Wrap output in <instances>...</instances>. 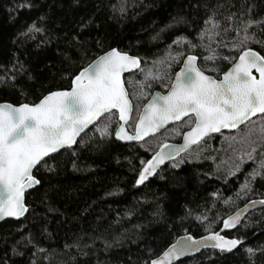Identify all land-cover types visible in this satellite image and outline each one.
<instances>
[{"label": "trees", "instance_id": "obj_1", "mask_svg": "<svg viewBox=\"0 0 264 264\" xmlns=\"http://www.w3.org/2000/svg\"><path fill=\"white\" fill-rule=\"evenodd\" d=\"M21 4H31L32 7L13 11ZM250 4L255 5L253 18L264 16V0H80L79 6H74L73 0H0V102L32 104L39 102L49 91L70 88L69 76L77 72L81 64L68 66L61 63L57 52L58 44L63 47L62 40L52 39L48 44L42 41L65 32L71 34L82 16L94 18L91 36L102 38L105 50L117 47L141 57L143 62L159 58L177 35H185L193 39V43H198L194 38L212 11L217 12L216 19L221 21L223 28L228 24L223 17L232 12H246ZM120 7L125 9L123 14ZM178 15L185 17L188 23L167 28L172 17ZM41 17L45 19L42 21ZM34 22L46 31L32 33L33 38L21 36ZM222 28L217 39L228 44L236 34L229 32L225 35ZM157 33L159 37L152 39ZM257 35L264 39V35ZM249 46L264 55L258 45ZM212 47L216 48V44ZM180 51L187 52L188 49L183 46ZM191 53L199 57L209 54L204 48L193 49ZM217 53L227 56L235 52L220 47ZM97 54L93 49L83 66ZM21 63L23 68H20ZM181 64L175 63L174 72ZM203 66L217 67L218 72L211 74L221 76L231 65L217 59L215 63H203ZM137 73L127 74L125 80ZM162 87V83L154 82L147 90H164ZM112 120H118V113ZM115 126L113 124V128ZM88 135L92 136V131L89 130ZM211 138L217 145L219 135ZM211 138L204 141L210 143ZM95 139L99 140L98 134ZM152 150L146 151L140 143L120 142L113 136L98 148L80 151L78 157L72 155L73 151H79L76 147L53 155L59 164L55 174L43 167L34 171V175L42 179V184L27 193L29 212L26 216L0 223V264H29L34 251L30 245L16 247V251L23 255L12 251L22 235L31 233L40 247L60 253L74 234L87 231L95 235L104 229H107L104 235L109 241L122 233L125 235L107 250L103 241L98 240L92 254L78 258L81 264H145L162 254L182 235L199 237L210 232L241 238L244 243L238 250L222 257L213 249H205L179 264H264V251H261L264 249V209L253 212L237 229H223V219L238 207L249 199L264 197V180L256 179L255 192L249 198L237 199L236 193L244 181V174L222 176L216 171L215 162L204 156L202 160L187 162L179 169L164 167L159 175L135 187L138 172L134 169L141 167V160L151 158ZM73 160H76L79 171L73 170ZM48 162L53 163L52 160ZM108 192L114 194L106 195ZM213 193L218 195L213 196ZM162 194L165 199H159ZM229 197L235 201L231 205L224 203ZM158 204L162 217L153 216ZM126 212L131 215L126 216ZM205 216L207 220L198 219ZM97 217L103 218L98 230ZM117 217L119 223L108 228ZM45 228L47 232H44ZM248 248L254 250V255L248 254ZM59 259L67 260L68 257L58 255L56 260ZM39 264L48 262L40 258Z\"/></svg>", "mask_w": 264, "mask_h": 264}, {"label": "snow or ice", "instance_id": "obj_2", "mask_svg": "<svg viewBox=\"0 0 264 264\" xmlns=\"http://www.w3.org/2000/svg\"><path fill=\"white\" fill-rule=\"evenodd\" d=\"M79 4L80 0H73L74 6ZM23 7L30 8L32 5L21 4L13 11ZM254 7L255 5L250 4L246 12H232L223 17L228 22L227 27L223 28L221 21L216 19L217 12L212 11L204 20V27L194 38L199 41L198 43H193V39L185 35H177L169 45L170 51L166 59L154 60L151 65L146 59L142 62L141 57L131 55L117 47H109L105 50L103 39L99 36H91L95 23L92 16H82L71 34L65 32L63 35L43 40V44L50 43L52 39L57 42L62 40L63 47L60 48L58 44L57 52L61 57V63L68 66L80 63L81 67L69 76L70 89L49 91L39 102L32 104L22 103L13 106L10 103H0V220L6 217L19 219L29 212L25 204V192L42 184V179L34 175V171L38 172L43 167L49 173L57 172L59 164L53 154L76 147L79 151H73L72 155L78 157L80 151L98 148L105 140L110 141L113 136L118 141L139 142L143 147L145 137L155 135L164 130L170 122L177 121L190 126V130L186 132L173 129L174 135H182L183 143L178 145L162 143L151 158L146 161L141 160V167L138 170L134 169L138 172L135 187L144 185L150 177L159 175L162 171L161 166L181 168L188 162V157H181V153L188 152L193 146H199L203 138L210 134L219 133L222 129H238L246 122L255 124L256 121L252 118L259 117L262 125L259 129L261 133L258 137L259 142L249 139L250 151L245 152L240 157V163L228 173L235 175L240 171L245 157L253 161L256 166L245 175L241 190L244 192L243 198L249 193H254L253 185L257 177L264 180V151H260V159L256 160L257 151L264 147V55L249 46L255 44L264 50V39L257 35V33L264 35V16L253 18ZM113 8L115 10V6ZM119 11L123 14L125 9L120 7ZM40 19L43 21L45 18ZM181 23L186 24L188 21L183 16H174L172 23L166 27L172 28ZM221 28L225 35L229 32L236 34L228 44L217 39L221 35ZM253 28L256 31H250ZM45 31L46 29L37 26L34 22L20 35L33 38L32 33ZM158 37L159 33L152 39ZM214 43L216 48L212 47ZM173 46L177 48L186 46L188 51H177L172 55ZM220 47H227L230 53H238V56L235 54L221 56L217 53V48ZM196 48H204L209 54L203 57L190 54ZM93 49L99 54L83 66ZM217 59L231 65L222 73L220 79L207 74L218 72L217 67L202 68L198 64V60L207 64L215 63ZM169 61L182 63L179 71L175 72L174 79H170L167 73L162 75L160 71L159 65H165L169 70L172 68V63ZM20 68H23L22 63ZM133 70H137L143 76V80L136 82L141 90V97L147 95L145 89H150L155 81H160L167 89V93L157 92L151 96L139 112L134 132L130 134L126 131L125 124L130 120L134 105L122 76ZM165 80L168 82L163 83ZM117 113L118 120L113 121L112 117ZM184 118L187 120L185 121ZM113 124L116 125L114 128ZM86 129H90L93 135L89 136ZM97 134L98 141L95 139ZM246 136L250 138L251 129ZM177 157L181 158L177 159ZM49 160L53 163H49ZM166 161H170V165H166ZM72 168L74 171L80 170L76 160L72 161ZM160 178L164 179L163 176ZM113 194L106 193V195ZM236 196L237 199L242 198L240 191H237ZM165 198L162 194L159 199ZM231 200L232 198L229 197L224 203L228 204ZM257 205L264 206V199H249L243 208L238 207L232 215L223 219V229H237L239 225L244 224L242 219L244 214ZM125 215L130 216L131 213L126 212ZM153 216H163L159 204ZM198 219L204 221L208 218L205 216ZM102 222L103 218L97 217L96 230L101 228ZM118 223L119 217L109 223L108 228ZM106 231L107 229H104V232ZM44 232H47V228ZM104 232L93 235L92 232L82 231L80 234H74L71 242H65L60 253L55 249L49 252L48 249L40 247L36 238L29 233L27 236L22 235L20 240L15 242L12 251L17 255H23L16 251V247L30 245L34 251L29 264H39L40 258L48 264H81L78 258H86L92 254L98 240L103 241L107 250L114 243L120 242L125 235L122 233L115 240L109 241L105 238ZM243 243L241 238H227L220 232H210L208 236L199 240L185 236L169 245L159 257L150 259L145 264H173L181 257L194 255L201 248L209 247L222 257L233 253V250H238V246H242ZM246 251L249 255H254L252 248ZM58 255L67 256L68 259L56 260Z\"/></svg>", "mask_w": 264, "mask_h": 264}, {"label": "rangeland", "instance_id": "obj_3", "mask_svg": "<svg viewBox=\"0 0 264 264\" xmlns=\"http://www.w3.org/2000/svg\"><path fill=\"white\" fill-rule=\"evenodd\" d=\"M181 47L177 48L176 46H173V48L171 49V53L172 55H175V53L177 51H180ZM169 49L162 54L159 58L157 59H152L148 61V64L151 65L152 61L154 60H164L166 59L168 53H169ZM233 54H237L238 53H233ZM171 62V61H169ZM172 63V68L169 70L165 65H159L160 67V71L161 74L163 75L164 73L168 74V77L170 79H174V66L175 63ZM201 67L203 68V63H200ZM182 65V64H181ZM181 67V66H180ZM179 67V68H180ZM211 74V73H209ZM212 75V74H211ZM217 78H220L221 76H216ZM137 78L143 80V76L138 72L137 75L132 76L131 79L126 78V86L128 88L129 94L131 99L134 102V114H133V118L132 120L128 123V128L131 132H134V127H135V123L138 120V114L139 112L142 110L144 104L148 101V99L151 97L152 93L154 92H150L149 90L145 89V91L147 92V95L144 96H140V88L137 86L136 82ZM139 80V81H141ZM157 83H161L160 81H155ZM168 80H165L164 83H167ZM154 83V82H153ZM162 88H165L164 86ZM161 90V89H159ZM167 89L165 88L162 91H166ZM185 121L187 120L184 119ZM256 123H248L246 127H244L243 129H239L235 132H224L219 135L218 138V144L215 145L214 144V139L211 138L210 139V143L209 142H205L203 141L202 143L199 144V146H195L192 149H190L188 152H186L185 154H183L181 157L187 156L188 157V162H195V161H200L204 158V156H208L211 160H213L215 162V166H216V171L218 172V174H221L222 176L225 177H233V176H237L241 173L244 174V176L249 173L256 165L253 161L251 160H247V158H244V163L241 164L240 166V171L236 172L235 175H228V173L230 171H233L235 169V166L240 163V157L245 153L250 151V145H249V139L252 140H257L258 141V137L260 136V131L259 129L262 127L261 123H260V118L255 120ZM173 129H178L181 132H185L186 130L190 129V126L186 123L183 122H179L169 128H167L166 130H164L163 132L147 139L145 142H143V148L145 149H153L152 152L154 153L155 151L158 150L159 146L162 143H167L170 141H177L179 139L182 138L181 136H176L173 134ZM251 129V136L250 138L248 136H246V133L248 132V130ZM213 144V145H212ZM211 146L213 147V149L211 148ZM260 151H264V147H262L261 149H259L256 153V160L259 161L260 159ZM181 157L177 158L180 159ZM258 178V177H257ZM245 179V177H244ZM244 182V181H243ZM242 182V184H243ZM240 191V196L243 198L244 197V192L241 190V185L239 187ZM251 196V193L248 194V196L246 198H249ZM233 202H235L234 200H231V202H229L227 205H231L233 204Z\"/></svg>", "mask_w": 264, "mask_h": 264}, {"label": "water", "instance_id": "obj_4", "mask_svg": "<svg viewBox=\"0 0 264 264\" xmlns=\"http://www.w3.org/2000/svg\"><path fill=\"white\" fill-rule=\"evenodd\" d=\"M254 49V48H253ZM254 50H256V49H254ZM256 51H258V50H256ZM191 54H193V53H191ZM131 55H133V54H131ZM193 55H196V54H193ZM137 56V55H136ZM198 56V55H197ZM199 57V56H198ZM198 64H199V66H200V60H198ZM181 67H182V65H181ZM180 69V68H179ZM179 69H178V71H179ZM135 71H137V70H133V71H131V72H126V73H124L123 74V76H122V78L124 79V81H125V76L127 75V74H129V73H132V72H135ZM227 71V70H226ZM207 74H209V73H207ZM211 75V74H210ZM257 75V78H258V74H256ZM217 78V77H216ZM220 78H222V75H221V77ZM220 78H217V79H220ZM125 87H126V90L128 91V88H127V86H126V82H125ZM70 89V88H69ZM64 90H67V89H64ZM129 92V91H128ZM157 92H159V93H161V94H166L167 93V90L166 91H162V90H155L153 93H152V95L153 94H155V93H157ZM151 95V96H152ZM151 99V97L148 99V101ZM130 100H131V102H132V104L134 105V102H133V100L131 99V97H130ZM147 101V102H148ZM146 102V103H147ZM0 103H9V102H0ZM145 103V104H146ZM10 104H12L13 106H19V105H16V104H13V103H10ZM134 107H135V105H134ZM143 109V108H142ZM142 111V110H141ZM133 114H134V111L130 114V120H129V122L132 120V118H133ZM255 118H257V117H253L252 118V120H254ZM184 119H186V118H184ZM128 122V123H129ZM179 122H182V121H177V122H170L169 123V125H167L166 126V128L164 129V130H166L167 128H169V127H171V126H173V125H175V124H177V123H179ZM121 123H123V122H121ZM128 123L127 124H125V129H126V131H128L130 134H132L133 132H131L130 130H129V128H128ZM249 122H246L245 124H242V125H240L239 126V128L238 129H240L241 127H243L244 125H246V124H248ZM91 127L92 126H90V129H91ZM90 129H86L85 131L86 132H88ZM238 129H222L221 130V132H219V133H212V134H210L208 137H205V138H203V140L202 141H204V140H206L207 138H209V137H211V136H214V135H218V134H221V133H224V132H234V131H236V130H238ZM164 130H161L160 132H158V133H156L155 135H157V134H159V133H161V132H163ZM188 130H190V129H188ZM188 130H186V131H188ZM185 131V132H186ZM81 135H83V134H81ZM155 135H150L149 137H145V140H144V142L147 140V139H149V138H151V137H153V136H155ZM120 142H123V143H139V142H136V141H120ZM167 143H169V144H174V145H178V144H182L183 143V138H181V140L180 141H170V142H167ZM193 147H195V146H193ZM192 147V148H193ZM191 148V149H192ZM158 150H159V148H158ZM157 150V151H158ZM62 151V150H61ZM60 151V152H61ZM186 153V152H185ZM185 153H181V156L183 155V154H185ZM53 155H55V154H53ZM177 158H179V157H177ZM170 161H166L165 162V164L166 165H170ZM165 166H161V169H163ZM38 187V186H37ZM31 190H33V189H28V190H26V192H25V204L27 205V203H26V195H27V193L29 192V191H31ZM260 199H264V197H259V198H253V200H260ZM248 202V200L245 202V203H247ZM244 203V204H245ZM243 204V205H244ZM243 205L241 206V207H239V208H243ZM28 206V205H27ZM29 208V207H28ZM261 209H264V206H260V205H257L256 207H254V208H251L250 210H249V212H247V213H245L244 214V216L242 217V219H243V221H245L253 212H256V211H258V210H261ZM235 212V211H234ZM233 212V213H234ZM232 213V214H233ZM27 214V213H26ZM26 214H25V216H26ZM232 214H230V215H232ZM229 215V216H230ZM24 216V217H25ZM24 217H21V218H19V219H23ZM228 217V216H227ZM226 217V218H227ZM9 218H11V217H6V218H4L3 220H0V223L1 222H3L4 220H6V219H9ZM225 218V219H226ZM13 219H16V218H13ZM241 225H239L238 227H240ZM237 227V228H238ZM227 230H234V229H227ZM210 233H208V234H205V235H202V236H199V237H195L194 235H192V234H185V235H182V236H180L178 239H180V238H182V237H185V236H191V237H193L194 239H197V240H199V239H201V238H203V237H206V236H208ZM221 235H224L225 237H227V238H237V237H230V236H227V235H225V234H222V233H220ZM177 239V240H178ZM176 240V241H177ZM175 241V242H176ZM174 242V243H175ZM239 247V246H238ZM205 249H211L210 247L209 248H201V250L198 252V253H195L194 255H188V256H185V257H181L180 258V260L179 261H174L173 262V264H179L181 261H183V260H185V259H187V258H190V257H194V256H196V255H198V254H200L203 250H205ZM161 255V254H160ZM159 255V256H160ZM158 256V257H159ZM157 258V257H156Z\"/></svg>", "mask_w": 264, "mask_h": 264}, {"label": "flooded vegetation", "instance_id": "obj_5", "mask_svg": "<svg viewBox=\"0 0 264 264\" xmlns=\"http://www.w3.org/2000/svg\"><path fill=\"white\" fill-rule=\"evenodd\" d=\"M215 136V135H214ZM181 139L177 140V141H180Z\"/></svg>", "mask_w": 264, "mask_h": 264}]
</instances>
